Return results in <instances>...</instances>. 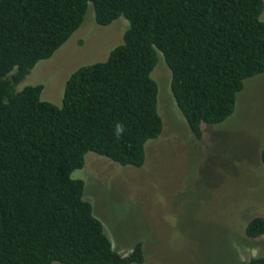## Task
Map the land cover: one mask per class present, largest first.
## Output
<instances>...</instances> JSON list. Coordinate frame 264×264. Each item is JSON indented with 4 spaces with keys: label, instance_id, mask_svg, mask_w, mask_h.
Returning a JSON list of instances; mask_svg holds the SVG:
<instances>
[{
    "label": "trees",
    "instance_id": "1",
    "mask_svg": "<svg viewBox=\"0 0 264 264\" xmlns=\"http://www.w3.org/2000/svg\"><path fill=\"white\" fill-rule=\"evenodd\" d=\"M90 4L102 27L128 20L123 44L72 73L62 106L42 99L43 85L17 91L79 30ZM263 14L264 0H0V264H143L142 243L127 255L113 247L73 173L88 153L145 165L147 144L164 130L152 78L160 54L197 140L204 125L231 118L246 81L264 74ZM245 235L263 238L264 216Z\"/></svg>",
    "mask_w": 264,
    "mask_h": 264
},
{
    "label": "rangeland",
    "instance_id": "2",
    "mask_svg": "<svg viewBox=\"0 0 264 264\" xmlns=\"http://www.w3.org/2000/svg\"><path fill=\"white\" fill-rule=\"evenodd\" d=\"M128 27L124 17L98 25L90 4L79 30L17 91L43 85L42 99L62 106L72 73L105 62ZM152 78L164 130L147 144L145 165L123 167L88 153L73 178L85 182V198L123 255L142 243L143 264H252L264 256V237L245 235L249 220L264 216V74L246 81L231 118L203 126L201 141L177 107L162 54Z\"/></svg>",
    "mask_w": 264,
    "mask_h": 264
},
{
    "label": "clouds",
    "instance_id": "3",
    "mask_svg": "<svg viewBox=\"0 0 264 264\" xmlns=\"http://www.w3.org/2000/svg\"><path fill=\"white\" fill-rule=\"evenodd\" d=\"M123 131H124L123 126L118 124V125L116 126V135H117V136L121 135V134L123 133Z\"/></svg>",
    "mask_w": 264,
    "mask_h": 264
}]
</instances>
